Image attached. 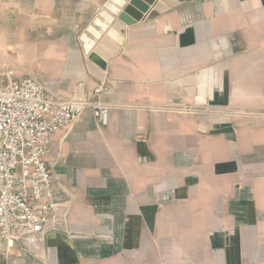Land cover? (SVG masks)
<instances>
[{
  "label": "crops",
  "instance_id": "obj_1",
  "mask_svg": "<svg viewBox=\"0 0 264 264\" xmlns=\"http://www.w3.org/2000/svg\"><path fill=\"white\" fill-rule=\"evenodd\" d=\"M115 2L0 0V85L109 107L54 134L62 222L0 264H264V0H157L119 28Z\"/></svg>",
  "mask_w": 264,
  "mask_h": 264
},
{
  "label": "built area",
  "instance_id": "obj_2",
  "mask_svg": "<svg viewBox=\"0 0 264 264\" xmlns=\"http://www.w3.org/2000/svg\"><path fill=\"white\" fill-rule=\"evenodd\" d=\"M101 92L99 86L92 100L65 101L31 76L0 85V240L8 249L61 224L48 148L54 134L72 126L86 109L106 125L109 107L96 99Z\"/></svg>",
  "mask_w": 264,
  "mask_h": 264
},
{
  "label": "water",
  "instance_id": "obj_3",
  "mask_svg": "<svg viewBox=\"0 0 264 264\" xmlns=\"http://www.w3.org/2000/svg\"><path fill=\"white\" fill-rule=\"evenodd\" d=\"M166 2V0H161ZM183 1V0H180ZM157 3V0H116L114 7V18L116 19V28L123 24L130 26L143 19L150 8ZM89 61L95 64L102 70L105 69V61H103L97 54L91 53Z\"/></svg>",
  "mask_w": 264,
  "mask_h": 264
}]
</instances>
